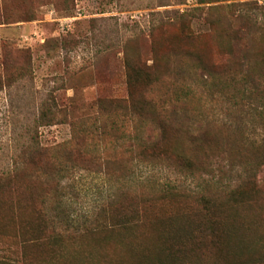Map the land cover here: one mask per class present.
<instances>
[{
  "label": "trees",
  "instance_id": "obj_1",
  "mask_svg": "<svg viewBox=\"0 0 264 264\" xmlns=\"http://www.w3.org/2000/svg\"><path fill=\"white\" fill-rule=\"evenodd\" d=\"M197 5L153 24L145 52L139 37L126 40L122 93L107 95L100 86L95 117L69 121L72 134L62 143L30 145L25 166L0 177V264H264V151L241 161L244 152L222 136L178 123L211 99L243 110L264 131V24L252 18L251 6L258 7L249 0ZM205 13L208 30L194 31L192 18ZM27 67H12L5 80ZM39 120L52 124L50 110ZM226 153L244 164L236 181L214 188L205 182L203 188L166 183L122 189L81 224L56 209L47 215L49 189L35 187L57 185L63 167L90 154L95 159L89 162L106 167L121 160L122 176L143 163L192 178L208 173L212 159Z\"/></svg>",
  "mask_w": 264,
  "mask_h": 264
},
{
  "label": "rangeland",
  "instance_id": "obj_2",
  "mask_svg": "<svg viewBox=\"0 0 264 264\" xmlns=\"http://www.w3.org/2000/svg\"><path fill=\"white\" fill-rule=\"evenodd\" d=\"M249 1L258 7L251 6L252 18L264 24V0ZM197 6V0H0V177L25 166L22 160L30 145L62 143L72 134L69 121L95 117L100 86L107 95L122 93L120 60L126 40L139 37L145 52L153 24ZM222 11L223 17L228 15L227 7ZM205 15L192 18L194 31L208 30ZM25 63L27 72L5 80L12 67ZM197 107L196 114L180 119L182 127L222 136L244 152L241 161H249L247 155L253 158L257 149L264 151V131L251 115L211 99ZM45 109L51 112L52 124L39 120ZM121 149L122 144L113 149L116 157ZM90 157L63 167L57 185L54 180L49 186L35 183L38 191L49 189L47 215L58 211L81 224L122 189L150 190L166 183L203 188L205 182L214 188L238 180L244 169L240 159L226 153L212 159L208 173L192 178L164 165L143 163L132 164L122 176L121 160L106 167L89 162Z\"/></svg>",
  "mask_w": 264,
  "mask_h": 264
}]
</instances>
